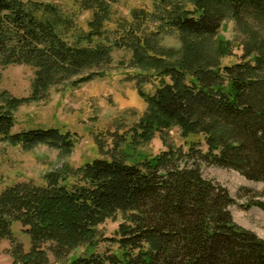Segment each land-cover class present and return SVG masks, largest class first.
<instances>
[{
    "label": "trees",
    "instance_id": "1",
    "mask_svg": "<svg viewBox=\"0 0 264 264\" xmlns=\"http://www.w3.org/2000/svg\"><path fill=\"white\" fill-rule=\"evenodd\" d=\"M91 1L98 8L84 31L56 5L0 0V82L8 66L34 70L28 98L0 90V142L25 151L47 145L70 157L75 133H15V111L54 88L103 76L113 49L125 48L140 68L133 79L148 103L132 138L149 141L177 129L183 143L167 141L165 151L134 163H66L47 173L43 185L6 188L0 240L10 242L12 264H52L50 254L60 260L75 251L68 264H264V239L235 223V200L202 172L204 164L214 165L264 184V0H152L150 10L134 9L113 31L106 28L114 21L107 2L118 0ZM227 20L243 34V54L223 65L232 44L209 43ZM176 32L183 51L161 44V35ZM146 82L156 85L153 94L144 91ZM247 207L264 212V190ZM118 218L116 236L103 237L99 227ZM17 223L30 237L29 250L15 236Z\"/></svg>",
    "mask_w": 264,
    "mask_h": 264
},
{
    "label": "rangeland",
    "instance_id": "2",
    "mask_svg": "<svg viewBox=\"0 0 264 264\" xmlns=\"http://www.w3.org/2000/svg\"><path fill=\"white\" fill-rule=\"evenodd\" d=\"M50 3L60 7L75 24L76 29L88 30L98 8L91 0H22ZM112 11L114 21L106 23V28L113 31L120 19L131 20V13L136 8L150 10L152 0H118L107 2ZM116 21V22H115ZM151 28V25H148ZM115 35L112 36L114 40ZM117 39V38H116ZM161 44L170 49L182 50L185 42L178 33L163 34ZM68 41L73 38L68 36ZM243 34L232 20L222 23L217 37L211 45L224 47L227 42L232 44L231 54L221 58L222 64H232L240 61L243 54ZM220 42V43H219ZM113 63L110 69L94 80L73 87L70 83L54 88L40 102L28 103L19 107L15 115L13 132L29 129L59 128L63 132L75 133L77 143L73 154L63 158L57 150L47 145H39L31 151H25L20 145L0 142V193L17 183L32 182L35 185L45 184V175L52 170L62 168L66 163L77 168L96 158H119L130 163L146 158H153L167 149V141L180 145L183 143L180 132L175 129L166 135L155 133L149 141L132 138V129L148 112V103L140 96L137 80L133 79L140 70L132 63L133 53L125 48H114ZM34 70L26 65H11L2 71L0 90L7 91L16 98H28L31 95ZM155 84L146 82L143 89L148 94L155 92ZM124 137L125 140L121 141ZM119 143V145H117ZM203 175L226 188L235 200L231 212L235 223L246 230L256 233L264 239V212L257 207H247L248 202L257 193L264 190V184L248 180L239 172L204 164ZM121 223V218L108 220L99 227L103 237H115ZM20 224L14 225V233L25 250L31 246L30 237L25 234ZM11 244L0 240V264H12L9 253ZM106 247V244H102ZM57 259L50 254L52 264H68L75 256Z\"/></svg>",
    "mask_w": 264,
    "mask_h": 264
}]
</instances>
